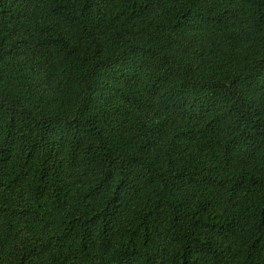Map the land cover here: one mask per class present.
Instances as JSON below:
<instances>
[{"label": "trees", "instance_id": "trees-1", "mask_svg": "<svg viewBox=\"0 0 264 264\" xmlns=\"http://www.w3.org/2000/svg\"><path fill=\"white\" fill-rule=\"evenodd\" d=\"M0 264H264V0H0Z\"/></svg>", "mask_w": 264, "mask_h": 264}]
</instances>
